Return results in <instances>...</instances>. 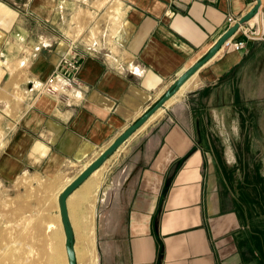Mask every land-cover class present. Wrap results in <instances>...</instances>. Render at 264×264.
<instances>
[{
	"label": "crops",
	"instance_id": "crops-1",
	"mask_svg": "<svg viewBox=\"0 0 264 264\" xmlns=\"http://www.w3.org/2000/svg\"><path fill=\"white\" fill-rule=\"evenodd\" d=\"M254 1L0 0L2 202L30 184L25 208L56 217L58 193ZM263 51L264 40L221 47L66 197L73 235L76 224L93 227L98 264H246L238 198L213 173L210 140L222 114L252 96ZM71 52L76 92L39 94Z\"/></svg>",
	"mask_w": 264,
	"mask_h": 264
},
{
	"label": "rangeland",
	"instance_id": "rangeland-1",
	"mask_svg": "<svg viewBox=\"0 0 264 264\" xmlns=\"http://www.w3.org/2000/svg\"><path fill=\"white\" fill-rule=\"evenodd\" d=\"M260 14L254 19L258 20V23L253 21L249 24L253 25L256 31L260 29L262 41L264 35ZM254 35L258 37L257 34ZM256 57L250 67L253 70L252 96L242 98L241 107L237 112L222 114L224 118H220L221 124L213 129V137L210 140L214 160H216L213 162L220 171L213 173L221 175L233 200L236 196L238 198L237 211L244 223V238L249 240L244 239L242 246L246 264H264V51ZM256 69L259 70L257 93L254 91ZM1 120L0 113V140L3 133ZM35 194L36 187L30 184H25V191L19 196L8 199L7 202H2L0 193V233H3L4 238H13L26 220L33 219L32 221L34 223L36 221L40 226L38 225L39 228L36 231L32 230V235L35 234L38 245L43 243L39 240V236L43 229L40 222L45 220L43 219L44 209H38V207L33 209L32 206H29V209L25 208L28 204L30 205ZM51 203L50 198L46 206ZM48 218L56 220L54 214H50ZM75 228L74 226L76 237L78 233ZM4 259L11 262L9 255H5Z\"/></svg>",
	"mask_w": 264,
	"mask_h": 264
},
{
	"label": "bare ground",
	"instance_id": "bare-ground-1",
	"mask_svg": "<svg viewBox=\"0 0 264 264\" xmlns=\"http://www.w3.org/2000/svg\"><path fill=\"white\" fill-rule=\"evenodd\" d=\"M260 13L261 11H259L256 15H254L249 20V22L252 23L253 21H255L254 19H256L258 14ZM254 34L261 36L260 29L256 31ZM186 82L181 85L183 86V89L184 86L188 84ZM169 102L170 100H167L166 104H168ZM158 110H156V113H154L153 116L157 114V112H159ZM48 191H50V189ZM53 193L55 194V192ZM47 202L48 201H46L45 204ZM57 207L59 208L58 204ZM56 218H57L56 220L46 218L41 222L43 229H41L42 231L39 236V240H42L43 243L40 245H38L37 244L38 242H36L37 239L35 237V234L34 236L32 235V230L36 231L40 225L36 223V221L34 223L32 221L33 219L26 220V222L23 225H21L22 227L20 226L21 228L18 230L16 236H14L11 239L4 238L3 233L1 232L0 233V264H67L66 254L63 250L64 232L58 213L56 214ZM75 227L78 233L76 237L74 235L75 237L74 253L77 264H98V255H97L96 241H95L96 239H94L93 227L78 226L77 224ZM7 234L10 233L7 232ZM3 240H5V242H3ZM5 255L10 256L11 262L5 261L6 260L4 259Z\"/></svg>",
	"mask_w": 264,
	"mask_h": 264
},
{
	"label": "water",
	"instance_id": "water-1",
	"mask_svg": "<svg viewBox=\"0 0 264 264\" xmlns=\"http://www.w3.org/2000/svg\"><path fill=\"white\" fill-rule=\"evenodd\" d=\"M264 10V0H255L249 10L239 17L238 21L219 36L209 50L202 58L195 61L182 74H180L162 94L160 98L146 110L139 118L129 124L93 161H91L79 174L58 194V205L60 221L64 232V250L67 264H76L74 253L73 228L69 222L66 208V197L75 189L84 179H86L95 169H97L113 151L119 147L136 129H138L157 109L176 93V91L185 83L205 62L211 59L216 52L222 47L224 42L231 37L240 24L250 20L259 11Z\"/></svg>",
	"mask_w": 264,
	"mask_h": 264
},
{
	"label": "built area",
	"instance_id": "built-area-1",
	"mask_svg": "<svg viewBox=\"0 0 264 264\" xmlns=\"http://www.w3.org/2000/svg\"><path fill=\"white\" fill-rule=\"evenodd\" d=\"M238 19L239 17L227 16V28L236 23ZM255 31L256 28L249 24L248 20L238 26L235 33L224 42L222 47H230L232 50L240 51L246 47L247 40L262 39V36L257 37L253 34ZM238 33L240 35L235 37ZM79 68L80 60L74 52L61 55L56 69L37 84V92L58 99H68L78 88Z\"/></svg>",
	"mask_w": 264,
	"mask_h": 264
}]
</instances>
